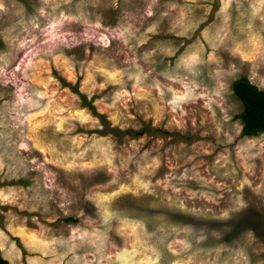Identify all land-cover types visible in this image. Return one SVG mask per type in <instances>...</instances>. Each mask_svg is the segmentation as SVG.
<instances>
[{"label":"rangeland","instance_id":"374dc122","mask_svg":"<svg viewBox=\"0 0 264 264\" xmlns=\"http://www.w3.org/2000/svg\"><path fill=\"white\" fill-rule=\"evenodd\" d=\"M242 77L264 90V0H0L1 255L264 264Z\"/></svg>","mask_w":264,"mask_h":264},{"label":"trees","instance_id":"16d2710c","mask_svg":"<svg viewBox=\"0 0 264 264\" xmlns=\"http://www.w3.org/2000/svg\"><path fill=\"white\" fill-rule=\"evenodd\" d=\"M236 97L242 102L244 109L239 118L242 121V135L256 137L264 133V90L259 89L247 77L238 79L233 86ZM87 103V101H86ZM106 130L109 123L102 117ZM119 132V130L117 131ZM0 264H10L1 255Z\"/></svg>","mask_w":264,"mask_h":264}]
</instances>
